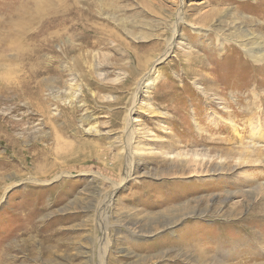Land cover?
Instances as JSON below:
<instances>
[{"label": "rangeland", "instance_id": "374dc122", "mask_svg": "<svg viewBox=\"0 0 264 264\" xmlns=\"http://www.w3.org/2000/svg\"><path fill=\"white\" fill-rule=\"evenodd\" d=\"M240 36L264 60V0H0V264H197L194 240L206 264H264V61ZM41 101L77 109L75 155Z\"/></svg>", "mask_w": 264, "mask_h": 264}, {"label": "bare ground", "instance_id": "6f19581e", "mask_svg": "<svg viewBox=\"0 0 264 264\" xmlns=\"http://www.w3.org/2000/svg\"><path fill=\"white\" fill-rule=\"evenodd\" d=\"M182 15H183V13L179 11L178 12V19H177L176 25L177 24H180V23H182L184 21V17H182ZM59 20H61V19H59ZM176 25H173L171 27V35H170L171 37L166 40L165 46L163 47V49L164 48L165 49H164V52L161 55V57L167 56V55H169L171 53H174V49H175L176 46L173 45V39H174L175 32H176ZM237 38L239 40V41H237V45L240 48L244 49L245 51L249 52V55H251L255 59V61H257V63H260L263 60L261 43L258 42L255 47H251V45L256 40H259L260 39L259 37H257V39H254V40L249 39L248 36L247 37L246 36H240V37H237ZM179 45H181V43ZM188 54L189 53L187 51L185 55L188 56ZM187 56H185V57H187ZM103 74L104 73H102V72L101 73H98L97 74V77L99 76L100 78H102L104 76ZM129 78H131L130 77V74H129ZM73 79L74 78H71L70 81L71 82L74 81ZM127 82H128V80H126L125 82H121L120 86L123 85V84H125V83H127ZM150 83H151V75L149 73L143 75L141 77L139 83L137 84L138 91L139 90H141L142 92L143 91H147V87H148V85ZM70 86L71 85H68V89L69 90H71V87ZM65 89H67V87ZM65 89L63 90V89H60V88H57V89L55 88V90H53L52 88H50L48 91H50L51 93L54 94V96H55L54 100L56 99L55 101H58V100L61 101L62 96L65 97V95L68 94V92ZM74 93H76V92H74ZM70 95H69L70 98H68V99H70L69 102H72L75 94L72 95V93H71ZM54 104H56V103L54 102ZM57 105H58V103H57ZM62 106H64V105H62ZM145 106H148V107H145ZM47 108H48V103L46 101H41L40 102V106L37 109V113H38V115L40 114V116L43 117V120L42 121H44V124L49 126V128H50V134H51V136L52 135L54 136L52 139H53V144L55 145V147L60 143V140H61L62 137H71V138H74V142H76L75 146H73V147H71V144L72 143L68 144V143H66L65 140H64L65 143H63V144L60 143L62 145V146L60 145L61 146L60 149H59V146H58V149H55L54 152H53L55 158L62 157V156L63 157H71V156L75 155L78 152V150H80V147L83 146V144H84V143H81L80 145L79 144L77 145V143L79 141V140H77V134L78 133L77 132H73V126H75V124H74L75 123L74 122V118H75L74 115H75L77 109L74 108L72 106V104H70V106L67 107L66 109L65 108L62 109L64 111L61 112V114H59L58 117H55L54 115H51V116L49 115L50 112L48 113ZM150 108H151V106L148 103L145 102V104H144L142 102L139 105L137 104V108L136 109L137 110L139 109L138 111L140 113L145 114L147 112L148 113H152V112L149 111ZM131 111H132V109H131ZM128 115H130V114H128ZM85 120H87V117L82 118L80 120V122L83 123V122H85ZM130 120L131 119H129V121L127 122V125H130L132 123ZM60 126H62V127H60ZM129 129H130V127H129ZM61 135H62V137H61ZM47 136H48L47 134L34 136V138H32V140H36L38 144L36 142H34L31 147L32 148L39 147L38 148L39 151H42L45 154H51V148H45L44 146H42L43 144H41V145L39 144L40 143V140L41 141L42 140L43 141H47V138H49ZM46 157H48V156L46 155ZM228 166L229 165H227V167L226 166L224 167V166L220 165L219 166L220 169L217 168L215 170H212V172L209 170L210 168L207 169V170H204L203 169V170H200V173H202L203 176H206V175H214V174H219V173L220 174H222V173H228L226 171V170H229V167ZM224 168H226V170ZM196 173H197V171H196ZM188 209H190V208H188ZM175 214H172V215L170 214V216L168 217V219L166 221H164V223L162 224V226L173 225V224L179 222L182 219V216L181 215H178V213H175ZM217 238L214 237L212 239V241L213 240L216 241ZM199 244L200 243H199L198 240H194L193 242H190V243L185 244L182 247V249L184 250V252H183L184 257L185 258L187 257L186 252L192 253L195 256V258H192L195 263H197V264H206V262H207V260H208L209 257L207 255V253H205L204 250L201 247H199L200 246ZM214 252H216V251H214ZM177 255H180V254H177ZM215 256H216V254H215ZM186 261L190 262L189 258Z\"/></svg>", "mask_w": 264, "mask_h": 264}]
</instances>
